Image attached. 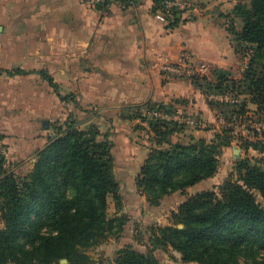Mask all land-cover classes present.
I'll list each match as a JSON object with an SVG mask.
<instances>
[{
  "label": "trees",
  "instance_id": "16d2710c",
  "mask_svg": "<svg viewBox=\"0 0 264 264\" xmlns=\"http://www.w3.org/2000/svg\"><path fill=\"white\" fill-rule=\"evenodd\" d=\"M139 1L104 0L94 8L106 11L116 2L129 7ZM166 1L154 0L153 11L176 28L182 23V12L165 11ZM233 14L243 24L241 31L228 29L235 50L242 54L248 48L251 57L241 80L223 69L213 70V80L198 75L190 80L207 98L237 93L250 97L258 112L264 113V0L238 4ZM60 99L75 103L74 96ZM209 105L215 109L211 101ZM143 109L170 116L176 111L173 105L151 103L132 114L147 123L153 134L155 146L136 180L138 192L149 205L157 206L163 198L184 193L217 174L228 139L217 133L211 141L192 138L188 144L174 143L183 125L146 120ZM52 127L55 136L38 150L28 174H23L21 162L14 166L8 157L0 158V264H59L62 260L93 264L87 253L123 232L124 218L108 214L110 196L121 210L110 134L72 114ZM245 149L264 155L262 142H246ZM235 173L237 178L224 183L219 195L204 191L187 199L172 214V224L156 230L152 250L171 249L185 264H264V161L242 160ZM113 264L162 263L152 254L126 248Z\"/></svg>",
  "mask_w": 264,
  "mask_h": 264
},
{
  "label": "crops",
  "instance_id": "0c3cea01",
  "mask_svg": "<svg viewBox=\"0 0 264 264\" xmlns=\"http://www.w3.org/2000/svg\"><path fill=\"white\" fill-rule=\"evenodd\" d=\"M187 2L192 10L170 28L153 11L154 0L116 2L106 11L89 0H0V138L9 163L34 162L55 136L52 126L72 114L110 134L115 177L119 165L121 175L135 171L137 180L155 145L148 124L132 114L151 103L173 105L172 121L180 125L189 120L183 128L192 127L190 137L181 138V131L174 143L211 141L220 116L190 78L213 80L215 69L241 78V54L228 29L242 30L233 11L249 2ZM68 96L75 103L61 101Z\"/></svg>",
  "mask_w": 264,
  "mask_h": 264
},
{
  "label": "rangeland",
  "instance_id": "374dc122",
  "mask_svg": "<svg viewBox=\"0 0 264 264\" xmlns=\"http://www.w3.org/2000/svg\"><path fill=\"white\" fill-rule=\"evenodd\" d=\"M245 1L249 2V0ZM247 49L244 48V53L241 54V77L251 60V57L247 54ZM240 80L241 78L237 81ZM250 100V97L244 95L240 97L237 93L211 97V102L215 104L213 107L217 109V114L220 116V122L217 123V127L220 129L218 133L222 135V138L228 139L229 145L223 149L219 157L217 174L212 179L189 188L184 193L169 195L163 198L159 205L151 206L147 203L143 194L137 191L135 171H131L133 172L132 176H124L120 173L123 166L116 165V180L119 183L121 210L118 212L117 203L110 196L108 199V214L110 218L123 217L125 220L124 229L120 235L111 236L102 245L87 253L93 264H113L119 252L126 248H131L146 255L152 254L162 264H185L182 262L181 256L171 249L157 247V249L152 250V237L159 227H167L172 224V214L177 212L184 200L204 191H214L219 195L224 183L229 181L232 176L233 179L237 178L235 170L240 161L250 160L252 163L257 160L264 161V155L252 149H245L246 142L264 143V113L258 112V108ZM244 105V113H241ZM183 116L185 115L183 114ZM192 116L196 118L198 115H186L190 118ZM188 121L179 120L182 125L188 123ZM209 126L212 127L213 125L206 124L203 130L210 131L211 127ZM182 130L185 131L181 134V138L188 139L192 127L183 128ZM34 163L33 160L26 161L22 165L24 167L23 174H28ZM27 164H29V167ZM59 264L65 263L60 262Z\"/></svg>",
  "mask_w": 264,
  "mask_h": 264
},
{
  "label": "built area",
  "instance_id": "2783aa9c",
  "mask_svg": "<svg viewBox=\"0 0 264 264\" xmlns=\"http://www.w3.org/2000/svg\"><path fill=\"white\" fill-rule=\"evenodd\" d=\"M115 0H111L114 2ZM92 6L97 4H103L104 0H89ZM164 10L170 12L173 9H177L181 12H190L192 10V5H190L187 0H168L164 3ZM173 72H177V68H171ZM142 116L146 120H160L163 122L172 121L173 118L170 115L164 114L158 110H144ZM8 150L4 141L0 138V158H7Z\"/></svg>",
  "mask_w": 264,
  "mask_h": 264
},
{
  "label": "water",
  "instance_id": "95a60500",
  "mask_svg": "<svg viewBox=\"0 0 264 264\" xmlns=\"http://www.w3.org/2000/svg\"><path fill=\"white\" fill-rule=\"evenodd\" d=\"M61 263L67 264L68 262L66 260H62Z\"/></svg>",
  "mask_w": 264,
  "mask_h": 264
}]
</instances>
